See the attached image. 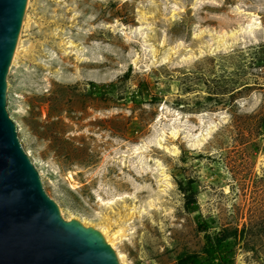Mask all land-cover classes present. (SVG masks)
I'll return each mask as SVG.
<instances>
[{
  "label": "rangeland",
  "instance_id": "rangeland-1",
  "mask_svg": "<svg viewBox=\"0 0 264 264\" xmlns=\"http://www.w3.org/2000/svg\"><path fill=\"white\" fill-rule=\"evenodd\" d=\"M21 35L8 110L65 219L127 264L205 261L225 228L264 264V0H28Z\"/></svg>",
  "mask_w": 264,
  "mask_h": 264
},
{
  "label": "water",
  "instance_id": "water-1",
  "mask_svg": "<svg viewBox=\"0 0 264 264\" xmlns=\"http://www.w3.org/2000/svg\"><path fill=\"white\" fill-rule=\"evenodd\" d=\"M28 0H0V264H121L100 230L65 219L8 110V82Z\"/></svg>",
  "mask_w": 264,
  "mask_h": 264
},
{
  "label": "trees",
  "instance_id": "trees-1",
  "mask_svg": "<svg viewBox=\"0 0 264 264\" xmlns=\"http://www.w3.org/2000/svg\"><path fill=\"white\" fill-rule=\"evenodd\" d=\"M181 188L186 192L188 196V204L192 205L191 209L196 210L198 206V201L194 190H186L184 184H181ZM191 199V200H190ZM198 221L201 229L203 231L208 230L207 224L202 222V216H198ZM234 232H231L230 228H225L223 231L219 232L216 236H212L210 233L206 234V260L203 261L199 258L198 254H189L181 259L180 264H234V260L231 258L228 246L225 240L232 237Z\"/></svg>",
  "mask_w": 264,
  "mask_h": 264
},
{
  "label": "bare ground",
  "instance_id": "bare-ground-1",
  "mask_svg": "<svg viewBox=\"0 0 264 264\" xmlns=\"http://www.w3.org/2000/svg\"><path fill=\"white\" fill-rule=\"evenodd\" d=\"M29 4H30V0H29ZM146 13H142V17L146 19ZM247 15H249V22H248V25H246L247 27L245 26H240V29H245L247 28V30L249 29V32H251V34H254L255 30L257 29H260L261 28V25H262V22L258 20V17L256 16L255 13L253 12H248ZM27 23V20L25 21V25ZM141 30V29H140ZM239 30H232L231 32H226L224 31L223 34L221 35H218V37H220L219 40H226V36H229L231 37L233 40H238V38L236 37V34L238 33ZM202 33V32H201ZM198 34L197 36H200L201 35ZM253 36V35H252ZM217 39V38H216ZM220 43V41H219ZM21 46H22V35L19 37V41H18V44H17V48H16V51H15V54H14V58H13V61H12V68H11V71L13 69V67L15 66L16 64V61L19 57V54H20V49H21ZM202 51V50H201ZM204 52V51H203ZM202 54V53H201ZM167 58V57H166ZM12 118H15L12 114ZM176 134V133H175ZM174 134V135H175ZM198 143V142H197ZM174 152H177V149L175 148L174 149ZM34 163V162H33ZM36 166V165H35ZM37 168V167H36ZM39 171V170H38ZM40 173V172H39ZM113 209V208H111ZM61 212L63 214V216L66 218L65 216V212H64V208L61 207ZM134 215V212L132 213H129V218H131L132 216ZM69 220V218H67ZM80 221L85 225V226H88L89 223L84 221V220H81ZM98 228V227H97ZM101 233L104 235L105 239L108 241V243L111 244V246L117 251V254H118V257H119V260H120V263L121 264H127L126 262V258H125V255L123 253H121L118 249H117V246L116 244L118 243L117 240H118V236H117V233H119L120 231H116L114 232L113 234L110 232V229H108L107 227H99L98 228Z\"/></svg>",
  "mask_w": 264,
  "mask_h": 264
}]
</instances>
